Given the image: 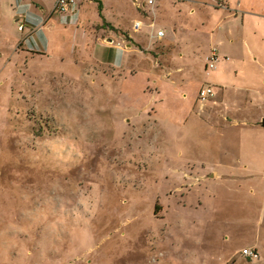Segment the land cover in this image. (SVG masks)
Masks as SVG:
<instances>
[{
  "label": "rangeland",
  "instance_id": "rangeland-1",
  "mask_svg": "<svg viewBox=\"0 0 264 264\" xmlns=\"http://www.w3.org/2000/svg\"><path fill=\"white\" fill-rule=\"evenodd\" d=\"M55 3L0 0V264H264V37L211 0Z\"/></svg>",
  "mask_w": 264,
  "mask_h": 264
},
{
  "label": "crops",
  "instance_id": "crops-1",
  "mask_svg": "<svg viewBox=\"0 0 264 264\" xmlns=\"http://www.w3.org/2000/svg\"><path fill=\"white\" fill-rule=\"evenodd\" d=\"M213 2V7L215 8H226L230 9L229 6L230 4L234 6L235 12H241L242 16L240 18V27H238V30H234L235 28L232 26L234 22L231 23V28L233 32L236 31L240 35V37L243 38V40L247 41V39L252 40V39H257L256 37L260 36L261 38L264 37V0H230L232 3H229V0H211ZM191 12L194 11L192 8L190 10ZM216 27L219 25V22L215 24ZM248 26L249 28H247ZM218 30V29H217ZM261 30V31H260ZM214 30L213 32H215ZM129 46V44H128ZM228 59V57H225ZM206 62V61H205ZM226 62L222 56L219 57L218 55V60L217 63H224ZM206 67V63H205ZM216 67V66H215ZM264 84V79L262 82ZM214 96L208 100V111L211 112V108L213 105H218L222 102V97H223V92H219L216 89ZM216 95L218 98H216ZM221 101H220V100ZM225 108H227L226 105H224ZM209 118V116H208ZM218 174L216 172H213L211 174H208L206 176L208 177H216ZM264 243V242H263ZM258 246L259 244L254 246L256 250L258 251ZM264 247V246H263Z\"/></svg>",
  "mask_w": 264,
  "mask_h": 264
},
{
  "label": "built area",
  "instance_id": "built-area-1",
  "mask_svg": "<svg viewBox=\"0 0 264 264\" xmlns=\"http://www.w3.org/2000/svg\"><path fill=\"white\" fill-rule=\"evenodd\" d=\"M74 0H56L55 7L60 11H67L73 5ZM147 4H153L154 0H146ZM153 25V24H152ZM136 28L141 26L140 22H136ZM163 34L162 30L157 31V36ZM206 67L214 68L218 60V53L216 47H212L209 53L205 56ZM215 94V90L212 85L207 84L200 87L197 94V104L198 108L202 110L205 107V103L211 99ZM242 253L251 258H257L259 256L258 251L254 247L243 248Z\"/></svg>",
  "mask_w": 264,
  "mask_h": 264
},
{
  "label": "water",
  "instance_id": "water-1",
  "mask_svg": "<svg viewBox=\"0 0 264 264\" xmlns=\"http://www.w3.org/2000/svg\"><path fill=\"white\" fill-rule=\"evenodd\" d=\"M262 123L264 124V119H263V122Z\"/></svg>",
  "mask_w": 264,
  "mask_h": 264
}]
</instances>
